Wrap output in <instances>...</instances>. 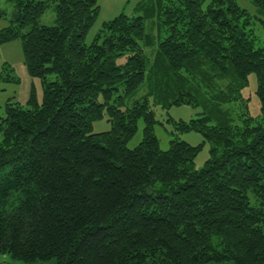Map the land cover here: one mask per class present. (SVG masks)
Here are the masks:
<instances>
[{"label":"trees","instance_id":"trees-1","mask_svg":"<svg viewBox=\"0 0 264 264\" xmlns=\"http://www.w3.org/2000/svg\"><path fill=\"white\" fill-rule=\"evenodd\" d=\"M6 1L0 44L21 41L43 97L8 101L0 116V252L54 264H264V45L249 12L236 0H141V15L120 13L86 44L97 0ZM49 7L54 21L41 24ZM154 16L168 34L149 61L144 20ZM252 73L258 118L241 93ZM150 101L202 108L175 123L209 143L200 169L202 143L160 149ZM104 113L109 130L94 132Z\"/></svg>","mask_w":264,"mask_h":264},{"label":"rangeland","instance_id":"rangeland-1","mask_svg":"<svg viewBox=\"0 0 264 264\" xmlns=\"http://www.w3.org/2000/svg\"><path fill=\"white\" fill-rule=\"evenodd\" d=\"M141 0H97L99 5V13L96 21L88 31L85 42L90 44L94 36L98 33L103 23L111 20L120 13L127 15L142 14V11L136 10V5ZM239 6L246 9L252 16V25L257 33V46L264 45V28L260 20H264V12L253 4L250 0H236ZM0 9H5L9 19L11 11V3L6 0H0ZM54 21V12L52 7L46 9L44 14L40 17L41 24L50 25ZM145 32L154 38V45L144 49L147 60L151 61L153 58V50L159 40H162L168 32L165 30L166 25L161 23L158 16L149 17L144 20ZM8 21L0 20V28L7 25ZM126 56L122 55L117 58V63H124ZM0 73L6 80L0 81V116H4L5 104L8 101L19 102L23 106H28L29 98L33 92L37 103L41 104L43 97V86L39 77H33L29 74L28 69L24 62V55L22 51V44L19 39H15L8 43L0 44ZM49 76L48 79H51ZM256 77L252 73L248 76V85L241 91L242 96L247 100L248 112L251 116L258 118L261 113L260 101L255 92L256 90ZM143 88H139L134 96L127 100L128 103H133L135 99L141 100L143 94L146 92L145 84ZM102 100V98H100ZM150 107L154 112L156 123L154 124V134L158 139L159 147L161 150H167L170 146L172 139H178L189 143L190 145H199L202 143V148L194 159V169H200L204 162L209 158V143L203 142L204 138L201 133L194 130L179 131L177 121L184 120L188 122L198 116L201 107H194L191 104L171 105L163 107L160 104H155L150 101ZM239 109V108H238ZM240 110V109H239ZM239 110L231 112L233 119L240 122L238 119ZM108 116L104 113L101 119L93 122V131L101 132L107 131L110 128V123L107 120ZM144 121L139 119L137 122V129L132 138L127 142V147L132 149L140 142L143 135ZM251 204L258 205L252 194H249ZM54 260L48 261H34L24 262L20 259L13 258L7 252H0V264H54Z\"/></svg>","mask_w":264,"mask_h":264}]
</instances>
